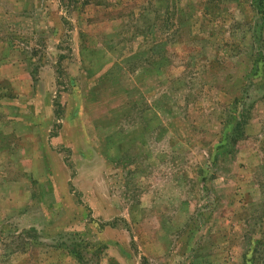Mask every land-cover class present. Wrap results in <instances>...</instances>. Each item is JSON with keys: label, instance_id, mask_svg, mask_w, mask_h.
I'll use <instances>...</instances> for the list:
<instances>
[{"label": "rangeland", "instance_id": "rangeland-1", "mask_svg": "<svg viewBox=\"0 0 264 264\" xmlns=\"http://www.w3.org/2000/svg\"><path fill=\"white\" fill-rule=\"evenodd\" d=\"M0 264H264V0H0Z\"/></svg>", "mask_w": 264, "mask_h": 264}, {"label": "trees", "instance_id": "trees-1", "mask_svg": "<svg viewBox=\"0 0 264 264\" xmlns=\"http://www.w3.org/2000/svg\"><path fill=\"white\" fill-rule=\"evenodd\" d=\"M259 12L262 14L261 10L259 9Z\"/></svg>", "mask_w": 264, "mask_h": 264}]
</instances>
